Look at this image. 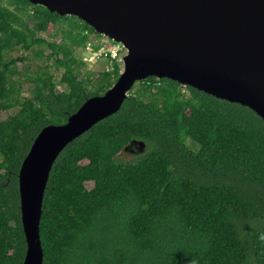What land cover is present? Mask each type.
Masks as SVG:
<instances>
[{
	"label": "trees",
	"instance_id": "obj_1",
	"mask_svg": "<svg viewBox=\"0 0 264 264\" xmlns=\"http://www.w3.org/2000/svg\"><path fill=\"white\" fill-rule=\"evenodd\" d=\"M9 4L0 0V111L19 108L0 121V264H23L21 164L43 128L105 94L120 69L81 79L75 49L94 29L80 22L61 45L47 42L38 33L69 16L27 0ZM36 45L50 49L33 55L53 61L66 91H57L46 63L26 75L32 88L21 95L15 64L28 57L9 54ZM138 84L53 164L40 218L43 264H264V120L191 87L184 96L169 79ZM134 141L145 150L131 152Z\"/></svg>",
	"mask_w": 264,
	"mask_h": 264
},
{
	"label": "water",
	"instance_id": "obj_2",
	"mask_svg": "<svg viewBox=\"0 0 264 264\" xmlns=\"http://www.w3.org/2000/svg\"><path fill=\"white\" fill-rule=\"evenodd\" d=\"M27 1L77 17L97 34L121 43L126 53L113 86L88 98L66 123L43 128L21 164L23 264H43L40 218L57 157L96 123L117 113L135 83L169 79L247 107L264 120V0ZM132 144L136 151L131 152L145 150L141 141Z\"/></svg>",
	"mask_w": 264,
	"mask_h": 264
},
{
	"label": "rangeland",
	"instance_id": "obj_3",
	"mask_svg": "<svg viewBox=\"0 0 264 264\" xmlns=\"http://www.w3.org/2000/svg\"><path fill=\"white\" fill-rule=\"evenodd\" d=\"M13 1V0H2L3 5L9 7L10 9H14V5H10L9 2ZM31 11V10H30ZM74 22L75 25H69V22ZM29 24L32 26L33 23L28 21ZM82 22L81 20H79L78 18L69 16V18L67 20H61L56 24H50L48 26V29L44 32H40L38 33V37L44 39L47 42H51V43H57L59 45H61L63 43V34L64 31L66 30H72L74 31L76 29V24ZM73 26V27H72ZM100 35V34H99ZM98 34H94L92 33L90 36V39L92 40H99V42H101L102 39H106L107 37H101ZM38 49H43L44 51V55L50 53V49L43 46V45H36L34 47H32L31 49L25 51L23 49L20 48H16L14 49V51L10 52L9 57H19V56H27L28 59L24 62L22 61H18L15 64L16 67V71L17 73L13 76V79L17 80L21 85H22V91H21V95L23 97L26 96H30V88H32V85L29 81L26 80V75H30L33 72H35L38 68V66H43L46 63H49L50 65V73L54 76L53 81L56 83V89L57 91H66L67 87L65 84L60 83V78H61V73L62 71H57L55 69V67L53 66V61H46L45 59L43 60H38L37 57H35L33 54L35 51H37ZM75 55L76 56H81V57H85L86 53L85 50L82 48H78L75 49ZM9 57L7 58V60H9ZM84 66L80 67V78L81 79H85L88 75L89 72L95 74L98 72H101L102 70H106L107 65H109V63L107 62H102L99 64H94L92 66H89L87 64L86 61H83ZM115 64V63H114ZM120 71L123 68L122 63L120 62ZM29 68V70H26L25 68ZM120 75V72H118V75H114V77H116V80L118 79ZM92 81L94 82L95 79H92ZM138 82L134 84V86L131 88L130 92H134L137 88H138ZM87 88L89 90H93V86L91 84H88ZM181 91V93L184 96H189V91L183 86L180 87L179 89ZM19 107H15L12 108L8 111H0V121L5 120L8 118V116L15 114L18 111ZM187 144L192 148V149H196V145L193 144L192 142H190L189 140H187ZM130 155L127 156L128 154H125V157H131L133 154L129 153ZM88 188H92L93 187V183L92 182H88L86 183Z\"/></svg>",
	"mask_w": 264,
	"mask_h": 264
},
{
	"label": "built area",
	"instance_id": "obj_4",
	"mask_svg": "<svg viewBox=\"0 0 264 264\" xmlns=\"http://www.w3.org/2000/svg\"><path fill=\"white\" fill-rule=\"evenodd\" d=\"M99 36L106 37L104 35ZM84 50L86 56L82 57V60L86 61L89 66L102 62L109 63V65L106 67V70L104 69L101 72H114L116 65H118L120 69L119 63L121 62L123 55L126 53V50L121 43L115 42L109 37H107L105 40L102 39L101 42H99V40L90 39L87 42Z\"/></svg>",
	"mask_w": 264,
	"mask_h": 264
}]
</instances>
